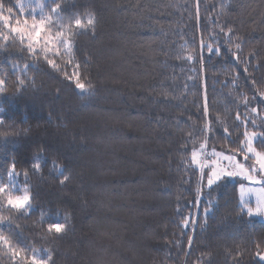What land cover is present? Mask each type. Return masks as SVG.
<instances>
[{
  "label": "trees",
  "instance_id": "16d2710c",
  "mask_svg": "<svg viewBox=\"0 0 264 264\" xmlns=\"http://www.w3.org/2000/svg\"><path fill=\"white\" fill-rule=\"evenodd\" d=\"M15 2L3 0L5 8ZM67 3L98 17L95 36L80 35L76 52L82 63L90 59L94 99L77 95L62 73L20 52L17 42L0 49L7 82L0 93V170L13 158L17 171L30 169L37 153L45 158L40 173L30 171L38 196L34 210L16 220L21 239L51 248L55 264H264L255 256L256 244L264 248V223L240 211L239 181L226 178L211 195L205 188L197 204L200 173L185 162L187 134L199 133L205 120L213 121L210 145L238 146L224 139L223 127L236 140L243 127L232 126L236 112L246 111L243 94L255 95L252 79L264 87V0ZM217 23L234 34L221 33ZM201 40L221 52H208ZM14 63L33 67L23 73ZM17 76L27 81L19 92ZM253 106L264 109L258 96ZM53 160L72 175L64 185ZM208 200L214 207L205 220ZM41 209L68 214L67 234L40 239L34 221ZM185 218L193 223L185 227ZM0 264L11 262L0 255Z\"/></svg>",
  "mask_w": 264,
  "mask_h": 264
},
{
  "label": "snow or ice",
  "instance_id": "6c2138e0",
  "mask_svg": "<svg viewBox=\"0 0 264 264\" xmlns=\"http://www.w3.org/2000/svg\"><path fill=\"white\" fill-rule=\"evenodd\" d=\"M32 3L33 0H29L26 6L24 0H16L15 4L5 8L3 0H0V26H2L0 49H6L10 42H17L20 52H26L32 60L43 61L51 69L62 73L64 80L74 86L77 95L89 100L94 99L97 90L92 84L88 71L90 59L82 63L77 58L76 52L80 35L90 33L95 36L98 24L96 12L90 8L78 10L75 5L69 7L67 0H35V7H31ZM26 7H28L27 14H25ZM36 9H39L38 13ZM216 26L225 35L234 34V29L228 25L221 26L217 23ZM201 46L206 47L208 52L215 51L218 54L221 52L218 44L214 48L212 43L201 40ZM235 47L241 49V44L237 43ZM234 55L238 58L237 53ZM249 55L254 57V53ZM192 58L187 57V59ZM12 67L26 73L33 65L25 63L21 67L18 63H14ZM69 68L71 71H68ZM244 71L247 72L248 68L246 67ZM6 83L4 78H0V93L5 92ZM16 83L18 84L16 92H19L27 81L17 76ZM251 83L255 95L248 97L243 94L242 104L246 111L243 114L236 112L235 121L239 123L232 126L235 128L242 126V133L233 140L229 126L223 127L224 139L231 143L238 142V146L235 148L221 146V149L217 150L215 145H210L209 139L214 131L213 121L205 120L199 133L187 134L186 139L191 142L192 147L189 159L185 162L190 167L194 166L200 173L196 188L197 204L200 203L199 197L204 194L205 188L210 190L208 195H211V190L218 187L224 179L239 176L247 181V184L241 183L239 186L240 211L246 212L248 216L264 217V130H260L264 129V109L253 106L257 96L260 98V103H264V87H257L258 82L255 79H252ZM59 91L57 89V93ZM2 111L3 109H0V112ZM208 112V101L205 96L204 117L208 116ZM256 117L260 119L259 124ZM215 121L223 123L218 116ZM3 123V116H0V124ZM193 137L198 139L194 140ZM257 143L262 147L258 148ZM44 159L41 153H37L30 169L17 171L18 163L13 158L6 169L0 170V225L8 226L7 232L0 228V255L7 256L11 264H55L53 250L43 245L37 247L34 240H28L26 237L21 239L20 225L16 224L17 219L27 217L36 207L38 193L30 183V171L40 173ZM52 165L53 171L62 177L59 180L61 185L72 179L71 173L65 166L57 164L56 160L52 161ZM21 176L22 181L19 179ZM253 192L256 193L254 207L247 199L248 194ZM213 207L214 201L208 200L207 206L203 209L205 220ZM181 223L186 227L193 221L185 218ZM13 225H15L14 229ZM34 226L37 227L40 239L45 241L59 239L69 230V215L62 214L58 209H41ZM192 243L193 237L189 236L188 245L191 246ZM256 248L255 256L260 261H264V248L260 243L256 244Z\"/></svg>",
  "mask_w": 264,
  "mask_h": 264
},
{
  "label": "rangeland",
  "instance_id": "374dc122",
  "mask_svg": "<svg viewBox=\"0 0 264 264\" xmlns=\"http://www.w3.org/2000/svg\"><path fill=\"white\" fill-rule=\"evenodd\" d=\"M24 3H25L26 6H27V5L29 4V0H24ZM31 7H35V0H33V3L31 4ZM27 12H28V7H26V12H25V14H27ZM36 12L38 13V12H39V9H36ZM0 27H2V26H0ZM238 159H240V157H238ZM228 178L233 179V180H238V181H239V182H238V185H237V191H238V198H239V200H240L239 186H240L241 183H245V184H247V181L242 180V178L239 177V176H237V177H228ZM255 187L259 188V186H255ZM255 196H256V193H255V192H253V193H251V194H248V196H247V199L249 200L251 206H253V207L255 206ZM245 213H246V212H245ZM246 214H247V213H246ZM249 217H252V218L258 219V220H260V221H262V222L264 223V217H262V216H249ZM257 258H258V257H257ZM258 260H259V258H258ZM259 261H260V260H259ZM260 262L264 263V261H260Z\"/></svg>",
  "mask_w": 264,
  "mask_h": 264
}]
</instances>
